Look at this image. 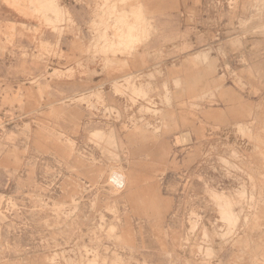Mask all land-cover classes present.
<instances>
[{
	"label": "rangeland",
	"instance_id": "1",
	"mask_svg": "<svg viewBox=\"0 0 264 264\" xmlns=\"http://www.w3.org/2000/svg\"><path fill=\"white\" fill-rule=\"evenodd\" d=\"M0 244L264 264V0H0Z\"/></svg>",
	"mask_w": 264,
	"mask_h": 264
},
{
	"label": "crops",
	"instance_id": "2",
	"mask_svg": "<svg viewBox=\"0 0 264 264\" xmlns=\"http://www.w3.org/2000/svg\"><path fill=\"white\" fill-rule=\"evenodd\" d=\"M168 112H171L172 114H174L175 113V111L173 110H169ZM180 123V124H179ZM185 124H186V120H185V118L184 117H182L181 116V114L178 116V118L174 121V128L175 129H179V128H182V127H184L185 126ZM183 138L185 139L186 138V136H184L183 135ZM182 138V139H183ZM165 145V144H164ZM166 146H167V149H165L164 150V154H166V151H167V153H168V147H170V143L168 142V143H166ZM165 146V147H166ZM133 172H135L134 170H132ZM136 184H138V185H136L137 187H139V183H138V180H136ZM149 188L150 189H153L154 190V188L152 187V186H149ZM148 188V189H149ZM155 191V190H154ZM151 194H152V191H151Z\"/></svg>",
	"mask_w": 264,
	"mask_h": 264
},
{
	"label": "bare ground",
	"instance_id": "3",
	"mask_svg": "<svg viewBox=\"0 0 264 264\" xmlns=\"http://www.w3.org/2000/svg\"><path fill=\"white\" fill-rule=\"evenodd\" d=\"M180 124V123H179ZM180 129V128H179ZM184 139V138H183ZM69 144L73 145V143L70 141ZM77 144V143H76ZM128 186L132 187L133 185L128 184ZM138 189V188H137ZM135 190V189H134ZM142 191L134 192L133 190L128 192L127 196L123 197L124 199L130 200V202H135L138 196L141 194ZM143 196V195H142ZM137 204V203H136ZM224 217V216H223ZM1 246V244H0ZM0 248H3L2 246ZM4 249V248H3ZM2 252V251H1Z\"/></svg>",
	"mask_w": 264,
	"mask_h": 264
}]
</instances>
